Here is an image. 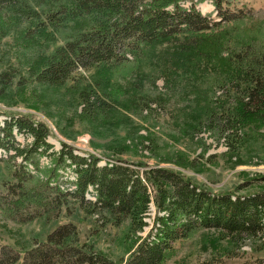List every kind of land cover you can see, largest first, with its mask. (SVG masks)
<instances>
[{
  "label": "trees",
  "instance_id": "obj_1",
  "mask_svg": "<svg viewBox=\"0 0 264 264\" xmlns=\"http://www.w3.org/2000/svg\"><path fill=\"white\" fill-rule=\"evenodd\" d=\"M204 1L212 6L206 13L198 8ZM238 1L0 0V11L28 23L24 37L31 41H36L34 34L48 35V28L70 24L76 30L73 38L33 62L26 77L16 79L13 68L0 70V103L12 87L18 95L28 82L63 86L81 70L118 68L128 54L136 57L146 46L168 43L174 47L172 57L165 58L170 65L188 58L200 61L228 84L226 101L219 102L212 93L213 108L203 122L224 135L228 151L229 139L242 126L264 123V8L235 7ZM80 83H74L80 115L89 122L106 119L115 109L112 98ZM16 133L30 142L20 144ZM51 135L44 122L0 106V150L6 154L0 162L12 165L8 177L0 178L1 217L15 223L42 218L47 224L62 207L76 203L100 225H125L128 256L115 260L79 242L77 227L66 221L22 254L0 245V264H161L176 241L204 229L238 247L247 239H260L259 249H264V190L212 192L179 170L122 158L128 150L124 143L116 149L112 145L109 154L82 155L64 142L53 150L47 140ZM41 157L50 164L40 166ZM68 170L73 179L65 184L62 176ZM248 181L264 184V175ZM150 205L154 214L142 235ZM255 263L264 264V256Z\"/></svg>",
  "mask_w": 264,
  "mask_h": 264
},
{
  "label": "rangeland",
  "instance_id": "obj_2",
  "mask_svg": "<svg viewBox=\"0 0 264 264\" xmlns=\"http://www.w3.org/2000/svg\"><path fill=\"white\" fill-rule=\"evenodd\" d=\"M235 4V7L243 4L249 8H264V0H239ZM198 8L206 13L212 6L204 1ZM0 18V70L15 69L16 79L19 75L26 77L33 62L76 34L74 27L67 24L48 28L46 36L34 34L36 41H31L24 37L27 22L3 11ZM173 52V45L168 43L149 45L136 57L128 54L129 60L118 68L81 70L75 80L63 86L48 88L28 82L19 89L18 95L13 93L16 88L12 87L0 106L44 122L51 130L52 135L47 140L53 150H59L60 142H64L82 155L89 151L101 156L109 154L112 145L116 149V144L124 143L128 150L122 158L179 170L209 191L236 190L243 194L264 190V184L252 185L248 181L264 175V123L242 126L237 135L229 139L231 146L227 151L224 135L203 122L209 108H213L212 93L219 102L226 101L230 95L228 84L224 78H216L210 65L200 61L188 58L190 61L179 60L170 65L165 58L172 57ZM77 81L81 82L79 87L88 84L112 98L115 109L106 119L89 122L80 115V102L74 88ZM217 86L222 89L216 91ZM15 137L22 145L31 140L23 134L16 133ZM0 156L5 158L6 154L0 150ZM48 164V158H40V166ZM11 168L10 161H1L0 178L8 177ZM72 176L70 170L63 173L65 184ZM153 214L150 205L145 219L148 225L142 235L149 229ZM66 221L77 227L79 242L89 243L95 251L115 260L128 256L125 225H100L76 203L62 207L59 216L47 224L42 218L15 223L0 214V245H9L22 254L33 241H43L50 230ZM260 245V239H247L238 247L220 238L217 231L204 229L176 241L173 252L161 264H256L264 256Z\"/></svg>",
  "mask_w": 264,
  "mask_h": 264
}]
</instances>
